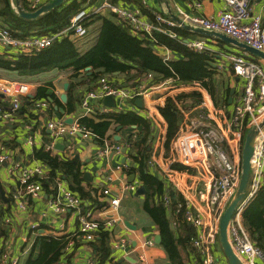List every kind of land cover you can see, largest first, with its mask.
Segmentation results:
<instances>
[{"label": "built area", "instance_id": "obj_1", "mask_svg": "<svg viewBox=\"0 0 264 264\" xmlns=\"http://www.w3.org/2000/svg\"><path fill=\"white\" fill-rule=\"evenodd\" d=\"M31 7L37 10L44 4V0H30ZM146 5V0H141ZM254 0H224V8L217 17H208L202 14H192L179 9L181 22L174 20L169 13H156V22L143 19L140 7L135 9L126 6L114 5L109 0L88 11L81 8L71 20L70 25L52 35H37L22 38L14 35L10 28L0 26V46L17 53L39 52L50 47L56 39L64 37L69 32L77 36L86 35L88 32L84 21L90 16L100 15L105 10H110L125 19L131 25L133 32H143L150 36L155 43L157 53L165 61L172 58V50L160 43L154 37V32L167 33L171 37L177 34L174 27L188 25L208 31L222 32L240 42L246 43L264 52V16L253 12ZM193 9L201 10V1L189 3ZM166 25L167 27H165ZM187 48L195 52L209 51L207 40H181ZM225 59L236 75L244 80L241 96L231 112L225 106H218L208 88L202 81L181 82L178 77H169L163 81L148 85H133L119 87L107 76L98 80L95 89H89L81 101L84 115L94 112V102L103 100L110 95L118 98L114 108L104 106L103 111L111 109L127 111L128 101L142 98L147 106V117L158 130L157 144L155 147H165L167 121L160 111V107L168 97L175 99L182 113V121L178 132L171 145L173 157L169 158L162 170L164 179L182 198L174 208V216L185 221L195 228V233L190 237V244L198 251L202 264H224L217 256L215 246L219 244L220 222L228 205L234 198L242 176V154L245 137L248 131L258 128V134L253 146L251 159V173L246 196L237 206V210L229 225V240L235 254L242 264H257L259 259L264 260V253L250 238L249 232L243 225V212L247 204L264 186V65L263 59L256 60L237 52L225 54ZM146 79L153 80V73H148ZM144 78V79H145ZM200 94V102L192 106L189 95L193 92ZM29 85L26 82L10 80L0 77V96L9 102L5 107L0 104V120H13L14 115L20 111L24 97L30 96ZM182 94L186 97L177 101L176 96ZM50 105L46 100L33 101L32 108L43 111ZM26 128L34 133L33 123H26ZM51 132V141L47 149H53L55 143L62 137H73L81 134L84 139L93 138V133L75 120L72 124L64 118L52 119L47 123ZM33 134L29 135L26 144H34ZM123 146L106 139L100 153H121ZM128 148V147H127ZM12 158L11 151L0 141V166L9 163ZM8 168L10 174H19L20 197L40 198L43 185L38 178L44 177L46 171L42 164L31 167L22 161L11 162ZM59 181L58 194L49 201L50 208L56 213L74 210L77 213L79 228L77 234L85 242L95 239L98 229L103 228L113 233L116 223L120 220L118 210L120 198L113 196L109 188L102 189V196L109 197L108 206L101 211L105 217H96L97 211L85 208L81 200ZM136 190L135 185L125 187ZM124 189V190H125ZM126 191V190H125ZM106 200V199H105ZM171 197H164V206L171 209ZM20 206L25 209L26 202ZM182 214V219H180ZM100 219H104V222ZM12 224V218L0 212V264H20V256L12 252V237L4 236L3 228ZM38 225H33L36 231ZM114 234V233H113ZM23 241L28 244L30 239L24 236ZM128 237L112 238L111 248L115 251H127ZM72 245L73 242H70ZM147 245L153 246L155 242L149 240ZM28 248L24 250L27 252ZM143 258V256H142ZM115 260L99 262L93 255L89 264H114Z\"/></svg>", "mask_w": 264, "mask_h": 264}, {"label": "trees", "instance_id": "obj_2", "mask_svg": "<svg viewBox=\"0 0 264 264\" xmlns=\"http://www.w3.org/2000/svg\"><path fill=\"white\" fill-rule=\"evenodd\" d=\"M94 1L69 0L62 6L40 15L37 19H26L18 14L16 0H0V26L10 28L14 35L22 38L31 35H52L70 25L72 17L84 5ZM122 1L128 0H109L114 5H118ZM20 4L26 10L33 11L30 0H20ZM141 10L149 14L148 9L142 8ZM149 15L153 21H157L154 15ZM113 16V18L102 15L90 16L83 22L88 29L86 35L77 36L69 32L64 37L56 39L50 47L39 52L21 54L9 49L0 52L1 72L16 74L19 78L10 80L26 83L33 81L37 84L35 95L23 98L22 106L17 114L23 113L31 118L36 115L34 111L30 110L32 102L46 100L50 101L51 105L50 98L53 105L63 106L68 114H73L79 105L81 106L82 95L77 93L79 87L87 85V90L95 89L102 76H107L112 80L120 75L124 76L125 82L131 83L129 86L140 85L145 81L144 78L148 73L161 75L162 78H155V82H160L169 77H178L179 81L185 83L195 80L202 81L218 106L227 103V90L221 89V83L216 78V71L211 64L215 61L214 58L207 52L199 53L190 50L181 41V37L186 36L189 30L184 27L172 28L177 34L176 37L159 31L154 32V37L160 43L167 45L176 55L165 61L164 57L157 53L155 43L150 36L143 32H133L131 25L125 19L115 13ZM95 21H101V26L93 41V29L91 30V27ZM91 41L93 43L85 48L87 43ZM87 67L91 68V73ZM61 73L67 75L66 79L69 82L66 103H63L56 93L53 82L54 76ZM2 75L4 74L0 73V77ZM224 91L226 93H223ZM189 98L192 101V106L200 102L198 92L193 91ZM176 99L183 101L186 97L179 94ZM93 108V113L80 115L78 122L93 133L94 139L99 145L103 146L106 139L111 140L113 136L109 132L115 125H122L123 127L136 125L137 129L143 127L144 133L141 138L139 136L142 129L139 134L134 133L127 141L129 143L127 146L129 155L137 163V167H134L133 170L138 172L140 180L147 189L144 208L160 230L161 246L173 263L180 264V247L189 242L190 237L195 233V229L189 223L182 221V214L179 216L182 219L180 225L184 226L187 236H181L180 233L178 234L171 228L167 209L164 206V197L166 195L171 197L170 211L172 213L182 198L172 187L167 189L165 181L150 170L153 150V143L150 139L153 133L151 122L143 115L130 110L117 111L111 109L109 112H105L99 105H95ZM160 111L168 123L165 148L170 151L172 141L182 121V113L172 97L166 98L160 107ZM33 156L48 168L44 177L38 178L42 182L43 188L55 191L59 181L64 180L85 208L97 211L108 206L100 187L91 183L85 184L86 181L80 164L74 159L55 154L53 149H47L45 146L36 149ZM100 220L104 222V219ZM243 223L253 243L264 253V186L245 207ZM2 232L6 233L4 228ZM112 234L102 226L98 229L95 239L89 242L92 243L96 254L99 255V262L111 260L110 237ZM78 239H81L78 234L59 237L42 236L39 254L35 256L31 253L24 264H58L64 256L63 250L67 248L70 242L76 244Z\"/></svg>", "mask_w": 264, "mask_h": 264}, {"label": "crops", "instance_id": "obj_3", "mask_svg": "<svg viewBox=\"0 0 264 264\" xmlns=\"http://www.w3.org/2000/svg\"><path fill=\"white\" fill-rule=\"evenodd\" d=\"M48 1L50 0H44V3ZM104 1L106 0H95L91 4L84 5V7L90 11L93 6L99 7ZM192 1H201L203 8L201 10L191 8L189 3ZM118 5L126 6L131 9H135L137 7H140L141 9L145 8V10L148 9L149 14L154 16L156 13L163 12L166 14L169 13L171 17H179V9H183L185 12L192 14L217 17L218 13L224 8L225 4L224 0H146V5L141 6L142 4L140 0H128L122 1ZM252 7L254 13H259L264 16V0H254ZM113 13L114 12L110 10H105L100 15L113 18ZM142 13L143 19L157 23L156 21H153V18L143 10ZM100 26L101 21H95L92 24L91 30L93 29V41L98 34ZM29 37H32V35ZM186 39L207 40L209 47V51H207V53L215 60L211 64L216 71V78L221 83V89L227 90V103L222 106H225L227 111L231 112L243 92L244 80L235 74L232 67L225 59V54L229 52H237L245 54L251 59L260 60L262 58L254 55L246 48L232 43H226L216 36H210L208 34L189 30V33H187L186 36L181 37V40ZM93 41L87 43L85 48H88ZM5 50V48L0 46V52H4ZM171 52L172 57L176 56L173 51ZM262 63L264 65V61ZM0 73L4 74L1 76L3 78L19 79L16 74L1 72V70ZM153 74L155 75L154 79L162 78L161 75L157 73ZM66 76L67 75L65 73H61L54 76L53 79L55 91L60 98L63 93H67V90H65V83L68 82ZM154 79L149 80L145 78V81L140 85L157 83ZM163 80L164 79L161 81ZM111 81L119 87H127L131 84L130 82H125L124 76L122 75L116 77V79H112ZM27 84L29 85L31 92L30 96L33 97L35 95L37 84L33 81H29ZM87 89V85L81 86L79 87L77 93H81L83 98L88 91ZM223 93L226 92L224 91ZM137 99L138 98L128 101L129 109L127 111L130 110L139 113L151 122L153 133L151 134L150 139L153 143V150L150 159V170L151 172L158 174L167 184V189H170V184L166 182L164 175L162 174V170L166 166V162L170 157L165 154V147H155L157 144L158 130L146 115L147 106L145 101L143 100V105L140 107L136 103ZM117 100L118 98H115L116 103ZM48 103L50 105V101ZM63 103L66 102L63 101ZM0 104L7 107L9 102L6 98H4V96H0ZM95 105H99L102 108L104 106L111 107L105 104L104 99L95 101L94 106ZM56 106L63 107L57 104L53 105V101H51V105L43 111L36 110L34 108L31 110L30 107V110L34 111V114H36L31 118L23 113H18L14 115L13 120H0V141L5 144L7 149H9L12 154V158L9 163L0 166V212L12 218V224L4 227V231L6 233L3 234H5L4 236L11 235L13 239L11 243L12 252L14 253V256H20L21 264L25 263L31 253L35 256L39 254L42 236L59 237L63 235H74L77 234L79 228L77 213L74 210H67L64 213H56L49 206L51 198L58 194V185L55 191L44 188L41 197L37 199L20 197L18 195L19 174L13 176L8 170L11 162L19 160L31 167L42 164L34 158L33 153L36 149L41 147L45 146V148H47L49 142L51 141V132L47 127V123L50 120L56 118H64L67 120L68 117H73L75 121L79 119L80 115H84V110L80 105L77 111L73 114H68L64 107L65 112L61 113V111L56 110ZM26 123H33L34 133L26 128ZM136 127V125L127 127H123L122 125L113 126V129L109 132L113 136L110 141L124 145L131 138L130 136L134 133L139 134L142 129L139 136V138H141L144 133L143 127H139L138 129ZM31 134L34 136L35 143L32 145L26 144L27 138ZM57 144H61L59 145V148H56ZM61 146H63V148H61ZM124 148L127 147L123 146L121 153L114 152L103 155L100 153L102 145H99L97 141H95L94 137L84 139L79 133L73 137L59 138L55 143L53 152L61 156H67L79 163L86 185L87 183H91L101 189L109 188L113 196H119L120 206L118 216L120 217V220L116 223L113 230L114 234L110 237V246L112 245V238L115 237L120 238L121 236H127L129 242L127 251H115L112 249V256L109 263L110 261L115 260L114 264H162L168 261L171 262V264H175L168 258L167 252L161 246V242L158 243L156 240L157 235H161L160 230L144 208L147 189L146 187L145 190L140 189L141 186L145 185L140 180L138 172L133 170L134 167H137V163L129 155L128 148L126 152H124ZM45 171H48L46 166ZM87 172L90 176L86 178L85 173ZM62 182L64 187L69 188L66 181L63 180ZM128 185H135L136 190L125 189ZM105 199L108 201L109 197ZM24 201L26 202L25 209L20 206L21 202ZM167 213V216L170 219L171 228L177 231L178 234L180 233L181 236L186 237L185 228L180 225L181 221L178 220L169 209H167ZM96 217L104 218L105 215L101 211H97ZM33 225H38L36 231L33 229ZM24 236H27L30 239L28 244L24 243ZM149 240H153L155 244L153 246L147 245L146 242ZM26 248H28V250L27 252H24ZM215 251L224 264H230L223 252L220 242L215 246ZM63 252L64 256L58 264H89V260L92 255L97 261H99V255L96 254L97 252L92 243L85 242L81 239H78L76 244L73 243L71 245L69 243ZM180 254V264H202L198 251L190 244V242H187L186 245L180 247ZM258 261L260 264H264V260L259 259ZM257 264L259 263L257 262Z\"/></svg>", "mask_w": 264, "mask_h": 264}, {"label": "water", "instance_id": "obj_4", "mask_svg": "<svg viewBox=\"0 0 264 264\" xmlns=\"http://www.w3.org/2000/svg\"><path fill=\"white\" fill-rule=\"evenodd\" d=\"M66 1L67 0H50L46 3H44L37 10L28 11L20 4V0H16V9H17L18 14L23 18L37 19L40 15L62 6ZM173 18H174V20L181 22L179 17L175 16ZM183 27L187 30L200 32L203 34H208L210 36H216L217 38H219L220 40H222L226 43H230V44L232 43V44L238 45L240 47L246 48L248 51L252 52L254 55L264 59V52L263 51L258 50L252 46H249L246 43L240 42L237 39H234V38H232V37H230V36H228L222 32L208 31V30H204L201 28H194V27H190V26L185 25V24L183 25ZM187 40L188 39H186L184 41H187ZM90 69H91L90 67H87V70L89 71V73H91ZM68 86H69V83L66 82L65 83V90L68 89ZM61 99L64 102H66L67 101V93H63L61 96ZM50 100L52 101L51 98H50ZM104 102L108 106H111V107L116 106V101H115V98L113 96H110V95L106 96L104 98ZM136 103L141 107L143 105V99L138 98L136 100ZM56 110L61 111V113L65 112L63 107L56 106ZM66 121L68 123H73L74 119H73V117H68ZM262 127H264V123H263ZM257 134H258V128L257 127L251 128L248 131V133L246 134L244 147H243V154H242V170L243 171H242L240 185H239V188H238L234 198L232 199V201L228 205L225 213L223 214L221 222H220L219 242L221 243V246L223 248V252H224V254H225V256H226V258L230 264H242V261L235 254V252L232 249V246H231V243L229 240V225H230V222H231V220H232V218H233V216L237 210L238 204L246 196V193L248 190L250 173H251V159L253 156V146H254L255 138H256ZM59 145H61V144H57L56 148H59ZM61 148H63V146H61ZM126 151H127V148H124V152H126ZM124 161H125V159H124ZM89 176H90V174L88 172L85 173L86 178ZM140 189L145 190V186H141ZM156 240L158 243H160L161 242V235H157ZM162 264H171V262L168 261V262H164Z\"/></svg>", "mask_w": 264, "mask_h": 264}, {"label": "rangeland", "instance_id": "obj_5", "mask_svg": "<svg viewBox=\"0 0 264 264\" xmlns=\"http://www.w3.org/2000/svg\"><path fill=\"white\" fill-rule=\"evenodd\" d=\"M15 1V0H14ZM166 149V148H165ZM165 154H167V156H169L170 158H172L173 157V152H172V150H170V151H165ZM259 264H260V262L259 261H257ZM256 262V263H257ZM22 263H23V260H22ZM21 264V263H20Z\"/></svg>", "mask_w": 264, "mask_h": 264}]
</instances>
